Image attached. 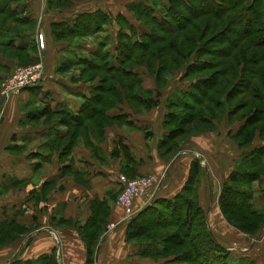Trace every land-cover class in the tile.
<instances>
[{"label":"trees","instance_id":"obj_1","mask_svg":"<svg viewBox=\"0 0 264 264\" xmlns=\"http://www.w3.org/2000/svg\"><path fill=\"white\" fill-rule=\"evenodd\" d=\"M64 2L65 0H47V5L49 9L55 10L66 7ZM167 2L164 16L160 18L154 15L157 11L145 0L130 4L129 9L152 28L143 32L136 41L121 32L115 49L116 56H112L113 54L105 48L99 50L98 56L93 57L95 63L103 60L107 63L110 58L105 68L113 73L111 77L106 76L110 89H95L94 94L81 103L76 114L60 106L51 109L50 106L44 105L34 119L57 117L58 122L66 125V134L62 138H56V143L50 150L60 153L61 156L67 155L88 131L96 136L102 135L105 126L125 117L109 115V111L116 107V102L125 99L129 107L139 111H149L162 104V93L153 94L150 90H145L142 84L140 86L145 96L130 94L135 85H130L122 79L134 75L131 67L146 65L151 73L156 70L154 75L159 86L162 83L160 75L179 66L195 46L200 44L201 49L203 46L215 45L216 35L224 34L225 42L212 52L217 56L216 63L212 62L209 56L207 60H202V64L191 66L184 74L182 80L189 82L188 93L183 95L182 89L178 90L179 84L172 85L167 90L168 94L164 100L166 111L162 121L165 134L159 141L158 150L163 158L171 159L192 136L216 130V122L226 121L231 125L235 121L240 122L237 130L230 129L229 137L242 150L241 155L222 185L218 205L223 216L238 229L257 231L264 224V209L258 211L252 203L253 190H244L239 185L249 183L251 187L253 182L264 175V139H261V145L250 147L255 137L264 138V126H257L260 121H264V0ZM15 8H12L9 0L0 5V32L15 33L22 38L26 34L19 36L16 28L29 26L31 22L26 17L19 18ZM95 14L91 21L87 15L78 16L73 26L69 22H53L51 34L54 40L61 41L79 36L76 32L78 26H83L86 30L94 26V30L85 33L97 35L109 19L102 12ZM244 14L246 17L243 19ZM165 15L170 18L165 20ZM256 29L263 30L259 36L256 35ZM235 31H239V35L232 37ZM167 39L170 40L166 43ZM182 41L187 42L190 48H185ZM24 46L20 43L16 45L14 40L0 45L13 51L17 57L25 51ZM204 49L205 55H210L209 51H213ZM0 53L6 55L3 50H0ZM95 63L88 64L105 72L103 67ZM157 63L158 68L155 69ZM206 70L213 71L210 74H202ZM191 75L194 78L189 77ZM231 77L233 80L228 79ZM115 84L123 87V95L115 92ZM256 128L260 131L258 136L255 134ZM151 133L145 129L146 136ZM118 145L120 148L112 152V155L116 156L121 152L133 163L127 146L121 141ZM246 147H250L248 154H245ZM201 173L200 163L198 160L193 161L188 178L176 195L172 198L155 197L152 204L125 221L126 240L139 245V256L155 259L154 257L157 258L172 249L177 251L175 255L180 256L181 260L191 264H205L202 262L203 258H209L212 264H227L228 257L223 253L224 247L207 228L206 213L198 200ZM91 210L89 220L78 229L86 246L85 264H95L98 239L105 227L107 228L105 223L109 205L95 199L91 203ZM197 226H204L199 234L194 233ZM2 228H8L11 234H19L14 230L16 227ZM19 230L23 231L24 228ZM195 235L199 237V241L195 239ZM144 239L156 241L154 244L158 248L156 249L155 245L151 248L143 247ZM151 243L153 242L148 240L147 244ZM185 246L187 248H183ZM11 264H56V259L55 254L51 253L41 255L35 260L14 259ZM237 264L255 263L249 258H241Z\"/></svg>","mask_w":264,"mask_h":264},{"label":"crops","instance_id":"obj_2","mask_svg":"<svg viewBox=\"0 0 264 264\" xmlns=\"http://www.w3.org/2000/svg\"><path fill=\"white\" fill-rule=\"evenodd\" d=\"M4 1L0 0V5ZM9 1L15 8L18 0ZM25 3L28 19L36 18L42 0H26ZM59 15L52 13L49 24L67 19L63 15L60 20ZM25 34L21 36L25 41L23 45L27 46L30 41L36 47L33 31ZM47 36L52 39L48 28ZM18 38L15 33L0 32V45L11 40L17 45ZM31 57L33 59L36 54ZM16 60L0 53V76L2 70ZM44 85L53 94L36 96L38 103L51 109L57 102L62 103L73 114L77 113L83 94L71 95L67 100L60 86H70L63 80L58 83L46 80ZM31 91L33 88L9 98L4 104L0 98V229L24 228L19 235L20 240L26 239L27 243L16 260H35L41 255L54 253L56 264H85L86 246L78 229L89 220L91 203L98 199L109 205L105 226L110 222L117 225L110 231H105V227V233L100 234L95 264H164L139 256V245L126 240L124 210L115 202L120 187L118 176L120 173L128 177L151 174L156 180L153 198H172L181 190L195 160L203 166L198 200L206 213L208 226L213 228L216 240L222 244L223 238L212 227L223 224L217 202L222 185L242 151L225 128L192 136L175 156L167 159L158 150L159 141L165 134L162 126L166 111L164 104L156 107L159 110L154 108L149 112L113 108L109 111L110 116L125 117L105 126L102 135L96 136L88 131L67 155L61 156L50 149L56 138L66 134L65 128L60 124H34L38 121L34 119L35 111L19 109V104H27ZM145 129L152 132L150 136L145 135ZM119 141L127 146L133 163L121 152L112 155L120 148ZM150 202L148 196H139L134 200V209L139 212ZM20 240L16 237L9 242L10 246L3 247L0 239V264ZM147 260L151 262L146 263Z\"/></svg>","mask_w":264,"mask_h":264},{"label":"rangeland","instance_id":"obj_3","mask_svg":"<svg viewBox=\"0 0 264 264\" xmlns=\"http://www.w3.org/2000/svg\"><path fill=\"white\" fill-rule=\"evenodd\" d=\"M26 0H23L22 2L18 0V3L16 5V12L19 18H29L28 17V8L25 5ZM140 0H65L63 3V8H58L55 10L49 9L47 5V0H42V3H40L39 8L36 10V18H33L29 22L31 24L29 26H18L16 30L19 31L20 35H25L26 32L33 31L34 33V42L36 44V47H34L33 43L30 41H27V49L23 52V54H20L19 57H17L13 51L0 47V50L5 51V54H2L6 58H12L17 59L15 62H11L10 66L7 69H1L2 70V76H0V98L2 104L7 102V100L13 96H18L20 93L24 91H28V89H32L31 93L27 97V104L21 105L19 104V109L23 107L24 110H34L35 116L39 115L40 110L44 107L42 103H38L36 100V96L46 94V96H50L51 93L50 90L44 85L45 81L47 80L49 83L56 80L57 83L60 81H64V83L67 86H70L69 88H64V86H60V89L63 91V96H67V100L70 98L69 96H75L80 95L77 93L83 94V101L86 100L88 96H91L94 94L95 89L101 88L107 89L110 87V83L107 81V77L112 76V72L106 71V67L108 62L110 61V58L107 59V63H105V60L103 61H97L94 62L93 57L98 56L99 50L107 49L112 56H116V45L119 41V35L121 32L128 34L131 36L133 41H136L139 39V37L143 34V32H148L149 28H152L151 25H148L143 22V18H139L132 10L129 9V5L137 2ZM144 1V0H142ZM148 2L150 6L154 7V10L157 11L154 13L158 18L164 16V11L166 10V6H168L167 0H145ZM64 12V13H62ZM102 12L104 15L108 17V22L102 26V30L99 31L97 35L94 33H85L87 31H92L95 29V27H90L88 30L86 28H83V26H78V29L76 32L79 34V36L72 37V38H66L61 41H55L52 34H51V24H49L52 13H58L60 16L59 19L62 20V16L64 15L65 21H59V23L63 22H69L70 25H74L76 22V19L78 16L87 15L89 17V20H92V16H95V13ZM70 14V15H69ZM89 15V16H88ZM118 16V17H117ZM91 17V19H90ZM166 17V18H165ZM165 20H168L170 16L165 15ZM246 17L244 14L243 19ZM101 19V17L99 18ZM77 27V26H76ZM47 28L50 37L52 38V43L49 37L47 36ZM263 30L262 29H256V35L259 36ZM81 32V33H80ZM239 31H235V35H232V37L239 35ZM97 33V32H96ZM43 36V45H41L39 36ZM217 37L214 39L215 45H207V46H201L200 44L195 46L193 51L187 55L185 60L181 62V64L177 67H173L170 72H163L160 76L162 79V83L158 86L155 80V71L151 73L149 69L146 67V65H139V66H133L131 67L132 71L135 73H132L135 75L128 76L127 79L123 78L122 81H126L130 85H135L134 88L131 90L130 94H140L145 96V93L143 91V88L145 90H150L153 94L156 92L162 93V104H164V100L167 97V90L175 84H179L178 90L182 89L181 91L183 93H188L190 91L189 88V82L182 80L184 78V74L188 72L189 68L192 66H199L203 63L202 60H207V58H211V61L216 63L217 56L213 54L216 50V48L221 47L224 41V34L216 35ZM167 39L166 43L168 42ZM19 42L24 44L25 41L21 40L19 37ZM21 41V42H20ZM17 42V40H16ZM29 42V43H28ZM179 42V39H178ZM33 45V46H32ZM182 45L185 46V48H190L187 42L182 41ZM180 47V45H178ZM55 47V50H54ZM208 48L211 54L205 55V49ZM56 51V52H55ZM35 53L36 57L33 59L31 58V55ZM56 53V55H54ZM8 54V55H7ZM96 54V55H95ZM12 55V56H11ZM133 56V55H132ZM173 57V56H172ZM114 62V60H111ZM158 62V61H156ZM97 64L104 68V71H99L94 67L93 65L89 64ZM38 65V68H36V73L41 74L40 80L35 83V85L28 87V88H18L17 83V74L20 69L24 68H32L34 66ZM132 66V65H131ZM155 69L158 68V63L154 67ZM214 70V69H213ZM212 70V71H213ZM218 70V68H216ZM212 71H204L202 74H207ZM191 78H194L192 75L189 76ZM137 78V79H136ZM139 78V79H138ZM190 78V79H191ZM229 80H233V77L228 78ZM138 80V81H137ZM140 80V81H139ZM182 80V81H180ZM141 82V83H140ZM232 82V81H231ZM142 84L143 88L140 86ZM76 85V86H75ZM123 87L120 85L115 84L114 90L118 94L125 93V91L122 89ZM59 89V92H60ZM110 89V88H109ZM98 91V90H97ZM124 91V92H123ZM184 95V94H183ZM182 95V96H183ZM147 96V95H146ZM191 102V100H190ZM129 104L125 99H122L121 101L116 102V109L117 108H123L130 111H139L137 109H133L132 107L128 106ZM60 106L61 108L68 110V107L62 103H58L55 105L54 108H57ZM161 108V107H160ZM154 109V108H153ZM159 110V109H155ZM150 111V110H149ZM148 111V112H149ZM140 112H145L144 110H140ZM34 114V113H31ZM34 116V115H33ZM43 123V124H41ZM56 123V124H55ZM34 124H53V125H62L65 130L67 131V127L65 124L58 122L57 117L52 118H41L40 120L34 122ZM241 123L238 121H235L234 124H228L225 122H216L217 128H225L228 131L227 135L229 136L230 129L237 130L239 128V125ZM264 126V121H260L257 126ZM81 127H79V131ZM215 131V130H213ZM259 129L256 128L255 134L258 136ZM224 134V132H222ZM254 134V135H255ZM225 135V134H224ZM231 139V138H230ZM264 138L255 137L251 143L252 146L255 145L259 146L263 143ZM232 140V139H231ZM236 145V144H235ZM226 147V146H224ZM250 147H246L245 149L246 153L248 154V151L250 152ZM252 150V149H251ZM244 157V156H242ZM199 162V161H198ZM200 163V162H199ZM201 168L203 167L200 163ZM208 173V171L206 170ZM122 174V173H120ZM203 174V170L201 173V176ZM206 174V173H204ZM125 175V174H123ZM127 178H129L127 175H125ZM142 176V175H141ZM205 176V175H204ZM139 177V176H137ZM136 178V177H134ZM129 178V179H134ZM201 180V179H200ZM244 190H253V204L257 208L258 211H261V209H264V175L258 180L253 182L251 184V187H249V183H242L239 185ZM200 187V186H199ZM119 192V191H118ZM117 192V194H118ZM199 192V191H198ZM263 198V200H262ZM116 202V200H115ZM150 204H152L150 202ZM117 205V204H116ZM217 206L219 209V205L217 202ZM219 212L221 214V218L223 221V224L221 226H212L215 228L216 233L223 238L224 241H222L224 250L223 253L226 254L228 257L227 264H237L241 258H249L251 259L255 264H264V224L261 226L260 229L253 232L243 231L238 229L236 226H234L229 220L223 216L220 209ZM207 218V217H206ZM208 225V224H207ZM108 226V224L106 225ZM207 228L214 232L213 228L211 226H207ZM23 229L22 227H16L14 230L18 233H21ZM203 227L197 226L194 229V233L199 234V231L203 230ZM106 231V230H105ZM105 231H103L105 233ZM195 239L199 241V237L195 235ZM21 239L20 235L16 233L10 232L8 228H2L0 229V239L3 247H6V245L10 246L13 239ZM148 240L150 242H153L151 244H147ZM145 245L143 247L147 246H156L154 244L156 241L152 239H144ZM26 239L20 240L17 246H12V252H8L7 255H3V260L1 264H11L13 263V260L15 257L22 253L24 250V247L26 246ZM200 245V244H199ZM187 248V246L183 247ZM171 249V248H170ZM4 251V248H3ZM7 252V251H6ZM16 252V253H14ZM175 253H177L176 250H170L167 253L162 254L159 257H154L155 261L163 262L164 264H191L190 262H185L181 260V257L176 256ZM59 254V250H57L56 255ZM177 257V258H176ZM7 258V259H6ZM152 259V258H150ZM151 262V260H147L146 263ZM203 263L205 264H212L211 260L209 258H203Z\"/></svg>","mask_w":264,"mask_h":264},{"label":"built area","instance_id":"obj_4","mask_svg":"<svg viewBox=\"0 0 264 264\" xmlns=\"http://www.w3.org/2000/svg\"><path fill=\"white\" fill-rule=\"evenodd\" d=\"M39 40L41 45H43L42 35L39 36ZM36 68H38V65L32 68L20 69L18 71V82H16L18 88L31 87L40 80L41 74L36 73ZM118 182L120 189L116 196V204L124 210L123 221H128L137 212L133 205L136 198L146 195L150 201L154 200L152 196V189L155 187L156 180L151 174L142 175L134 179H129L125 175L120 174L118 176ZM116 225V222H110L106 228V231L113 230Z\"/></svg>","mask_w":264,"mask_h":264}]
</instances>
